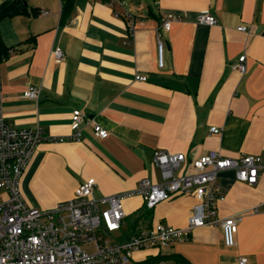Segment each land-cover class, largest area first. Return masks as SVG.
Here are the masks:
<instances>
[{
    "label": "crops",
    "instance_id": "obj_1",
    "mask_svg": "<svg viewBox=\"0 0 264 264\" xmlns=\"http://www.w3.org/2000/svg\"><path fill=\"white\" fill-rule=\"evenodd\" d=\"M27 2L36 15L0 20V94L9 120L40 125L51 136L39 143L21 178L29 204L55 207L89 177L97 180V197L135 191L143 179L160 182L157 149L184 152L189 160L212 149L264 157V0H153L133 13L134 31L124 8L108 0H74L67 10L62 0ZM204 10L216 16L215 25L198 22ZM168 15L176 17L170 29L163 26ZM242 25L249 32L240 31ZM57 44L66 51L62 62L51 57ZM244 52L243 73L233 62ZM30 84L41 86L39 101L24 95ZM75 108L110 134L96 136L89 121L80 139L70 138ZM191 170L186 162L177 172ZM217 180L224 194L216 203L219 214L244 213L234 246L225 244L220 225H204L186 240L137 250L135 258L237 264L245 257L264 264V169L255 184L239 180L235 168L218 171ZM197 202L178 193L147 210L140 193L128 195L125 222L137 216L126 235L158 221L187 226Z\"/></svg>",
    "mask_w": 264,
    "mask_h": 264
},
{
    "label": "built area",
    "instance_id": "obj_2",
    "mask_svg": "<svg viewBox=\"0 0 264 264\" xmlns=\"http://www.w3.org/2000/svg\"><path fill=\"white\" fill-rule=\"evenodd\" d=\"M111 4L123 6V1L113 0ZM45 13L41 11V14ZM123 14L134 31L133 13L124 9ZM174 19L173 15L166 16L163 26L170 29ZM217 21L208 10L198 15L201 24L215 25ZM238 29L249 32L245 25ZM164 46L159 36L160 66L164 65ZM51 57L56 62H62L66 51L57 44L51 50ZM233 67L243 73L247 70L246 52L239 55ZM136 77L146 79L147 75L138 73ZM40 93V85L30 84L24 89V95L36 101H39ZM89 121L96 136L105 138L110 134V129L90 119L82 108H75L70 138L80 139L82 124ZM211 130L219 132L220 129L213 125ZM50 138L40 125L21 127L9 120L0 94V191L5 192L0 201V264H173L164 259L144 263L137 260L134 253L186 240L195 227L204 225H220L225 244L234 246L244 213L219 214L216 203L224 194L219 190L217 173L235 168L239 180L255 184L264 169V157L259 154L244 153L239 157H230L212 149L189 160L184 152L157 149L154 160L162 169V181L143 179L135 191L97 197L94 194L97 180L89 177L76 187L71 198L60 200L55 207L44 208L26 201L21 190V178L39 143ZM186 162H190L192 170L177 173ZM136 192L143 196L147 208H154L160 201L178 193L193 194L198 202L187 226L158 221L147 228L137 229L121 242L112 235L125 222L124 198ZM237 264H248V261L239 257Z\"/></svg>",
    "mask_w": 264,
    "mask_h": 264
},
{
    "label": "trees",
    "instance_id": "obj_3",
    "mask_svg": "<svg viewBox=\"0 0 264 264\" xmlns=\"http://www.w3.org/2000/svg\"><path fill=\"white\" fill-rule=\"evenodd\" d=\"M112 1L113 0H108ZM64 10L69 9L72 5L74 0H62ZM27 0H4L2 3H0V20L6 17H12L15 15H22V14H37L39 11L36 8H30L27 4ZM153 208H148L147 210H151ZM157 259H147L142 260V262H152ZM160 260V259H158Z\"/></svg>",
    "mask_w": 264,
    "mask_h": 264
},
{
    "label": "rangeland",
    "instance_id": "obj_4",
    "mask_svg": "<svg viewBox=\"0 0 264 264\" xmlns=\"http://www.w3.org/2000/svg\"><path fill=\"white\" fill-rule=\"evenodd\" d=\"M30 1H32V0H30ZM121 1H123V6H121V7H123L124 9H127L130 12L135 13L137 15L139 12H142V10L149 9L151 7L150 5L152 4L153 0H121ZM163 53H164V51H163ZM4 196H5L4 190L0 191V201L2 200V198ZM145 210H146V208L143 206L138 211H142L141 213H143ZM136 216H137L136 214H132V215L129 214L128 217H127V221L124 224L123 229L114 231L112 236L113 237L118 236L117 238L121 242L126 240L127 239V235H126L125 231L128 232V230L130 229L129 225L136 218Z\"/></svg>",
    "mask_w": 264,
    "mask_h": 264
}]
</instances>
